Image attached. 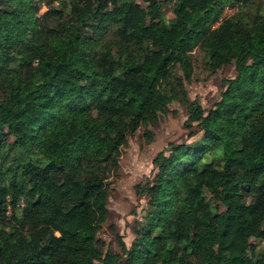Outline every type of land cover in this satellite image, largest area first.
<instances>
[{
	"label": "trees",
	"instance_id": "trees-1",
	"mask_svg": "<svg viewBox=\"0 0 264 264\" xmlns=\"http://www.w3.org/2000/svg\"><path fill=\"white\" fill-rule=\"evenodd\" d=\"M163 1L0 0V264H264V0ZM196 49L236 69L208 109ZM175 99L201 136L158 154L134 241L106 249L122 148Z\"/></svg>",
	"mask_w": 264,
	"mask_h": 264
},
{
	"label": "rangeland",
	"instance_id": "rangeland-1",
	"mask_svg": "<svg viewBox=\"0 0 264 264\" xmlns=\"http://www.w3.org/2000/svg\"><path fill=\"white\" fill-rule=\"evenodd\" d=\"M139 2L146 4V0H139ZM236 8L227 7L223 17L232 15ZM46 10L47 6L43 5L41 12ZM163 11L167 19L174 18L172 2L164 0ZM206 58V53L201 49L194 51V75L185 83L190 99L200 100L201 104L208 109L221 98V93L227 86L226 79L234 77L236 69L234 65H227L211 73L207 68ZM188 117V107L175 99L169 105L168 111L162 113L155 124L148 128L142 126L130 132L128 143L122 148L121 167L112 178L109 216L99 232V239L104 241L106 249L121 251V242L130 246L134 241L135 230L143 219L147 202L145 198L137 194L136 185L153 174L154 159L158 154L162 151L168 154L173 143H192L201 136L200 132L191 135L197 127L191 128L186 125ZM13 136L14 134L10 133L8 139L12 140ZM5 144L6 147L3 148L10 147L9 141ZM13 153L14 151L11 150L10 155ZM32 156L38 157L37 154ZM221 209H224V206H221ZM256 245L264 250V239L257 240Z\"/></svg>",
	"mask_w": 264,
	"mask_h": 264
}]
</instances>
